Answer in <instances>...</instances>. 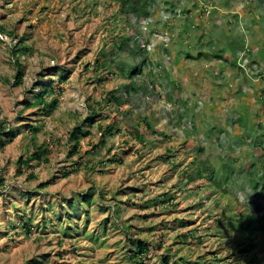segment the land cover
<instances>
[{
	"label": "rangeland",
	"instance_id": "1",
	"mask_svg": "<svg viewBox=\"0 0 264 264\" xmlns=\"http://www.w3.org/2000/svg\"><path fill=\"white\" fill-rule=\"evenodd\" d=\"M118 1L0 0V124L16 133L0 131V264H135L138 239L152 247V264L167 253L171 264H264V235L241 232L239 218L240 202H258L253 145L240 137L256 130L264 101V60L251 63L264 54V0L149 1L152 27L119 13ZM141 64L142 74L120 71ZM57 88L61 101L47 115L35 97L47 89L50 101ZM239 109L250 122L235 135ZM146 121L170 137L150 132L143 145L132 130ZM35 148H48L49 160L31 159ZM206 158L213 166L200 177ZM188 230L193 238L178 237Z\"/></svg>",
	"mask_w": 264,
	"mask_h": 264
},
{
	"label": "trees",
	"instance_id": "2",
	"mask_svg": "<svg viewBox=\"0 0 264 264\" xmlns=\"http://www.w3.org/2000/svg\"><path fill=\"white\" fill-rule=\"evenodd\" d=\"M149 1L154 2V0H119L118 1L119 5H120L119 13L127 14V15L132 13V14H135L136 18H139L142 21H146V20L148 21V17L150 16V13H151ZM118 39H119V41H118ZM118 39H117L118 42L116 41L117 43H115V47H116V49L121 50L122 48H124L125 39L122 40L120 37H118ZM136 42H138L137 39H136ZM16 46H17V48L14 50L15 55L20 54V52L26 51L28 48L27 44L24 42L17 44ZM254 49H257V46H255L251 50V54L253 53ZM134 52H135V50H134ZM252 57L253 58L251 60V63H254L257 66L259 64H261V62H263V60H264V54L263 53L253 54ZM17 63L19 66H18V72L15 76V83L16 84H22L24 82V76H23V73L21 71L23 66H22V64H20V62L18 60H17ZM144 65L145 64H141L138 66L134 65V66L130 67L128 70H126L124 67L121 66L120 71H121V73L126 74L129 77H132V76L137 75L139 73L142 74ZM52 81L54 84L55 80H52ZM57 81L59 83H61L64 81V78H58ZM153 84H154V86H153L154 88L152 87L153 89L152 88L151 89L155 90L156 85H155V83H153ZM143 88H144L145 92L149 91L148 87L146 85ZM54 89L56 91V86H54ZM57 89H58L57 92L59 93L58 97H55L50 101L46 100V97L48 94L47 89H43V90L41 89L40 93L37 94V96L35 97V100H38L39 102H41V105H42L41 111L43 113H47V115L51 114L53 112V110L58 106V104L61 101L60 95H61L62 89L61 88H57ZM174 89L178 90V87L175 86ZM132 90L137 91L138 86H136V84H135L133 86ZM125 91H126V95H129L131 93V89L127 86L125 87ZM109 95H110V99L112 101L117 98V96L115 94L110 93ZM31 105H32L31 102L27 103L28 107H30ZM258 107H259L258 108L259 110L256 109V115L254 116V118L259 119V123L255 124V125L252 123L256 130L253 131L251 129L250 131H253V134H247L246 133L245 135L242 134V136L240 137L241 139L245 140V142L250 141V143L253 145V149H254V151H253V154H254L253 155L254 156L253 162L250 163V161H248L247 162V168H250V167L254 168L253 177L250 179V181L254 182V184L252 185V187L254 189L253 195H252V197H253L252 200L258 201V202L256 201L257 204H255L254 206H248V204L246 202H240L239 203L240 204L239 209H240L241 214L244 212L243 215H241L243 218L239 217L242 220V221H240V225H241V227H245V228H241L240 230H241V232H243V231L248 232L247 235L253 234L254 230H261L260 232L264 235V125L262 124L263 117H264L263 116L264 115V101L263 100L258 102ZM240 110L241 109H239L237 112L238 118L234 120L233 127L231 129V130H233V132L236 133L235 135H237V129L238 128H240L241 126L247 127V125L249 124L248 122H250V117L249 116H245V117L241 116L240 113L242 110L241 111ZM257 112H259V113H257ZM243 113H244V111H243ZM116 119L119 120V118H116ZM20 125H21L23 131H27L31 134L33 133L34 126L32 124H27V123L23 124L22 123ZM6 126H7L6 121L2 122V124H0V131L2 133H7V135L10 138L12 136H15L16 133L10 132L9 130H7ZM190 128L193 129V124ZM78 130H79L78 132L80 134L83 133L81 128H79ZM188 131H190V130L188 129ZM221 131L224 132V130H221ZM113 132H114V125H111L105 130V133H104V136L102 139L103 143H104L105 137L112 134ZM150 132L153 135H156L158 133H162L164 138L170 137L168 134H165L162 130H159V132L157 131V128H155L153 130L151 123H149L147 121L144 123H142V122L138 123L137 122L135 124V126L133 127L132 136H134L138 141L142 142L144 145L145 143H147V135L150 134ZM227 134H229V130L227 131ZM72 135L75 136V134H72ZM216 139L219 140L220 138L218 137ZM2 148H3V143L0 142V150ZM94 148H97V145H94L93 149ZM78 149H80L79 143H77L75 145V148L73 151L76 152V151H78ZM48 154H49L48 148H35L34 151L32 152L33 156L31 159H36L37 161H40V160H47L48 161L49 160ZM113 160L114 161H118V160L122 161V158H116L115 157ZM200 161H202V160L198 159V162H200ZM232 162L233 163L236 162V156L233 157ZM194 163H195V161H193V164ZM23 165H24L23 158H20V160L18 161V167H17V170L19 172L22 171ZM204 165H209V168H211V166H213V162L207 158L202 161L201 167L198 166L199 168H196V169H198V170H196L197 173L201 174L200 177H204V176L207 177L208 171L206 170ZM203 167H204L203 170L205 172L202 171V169H201ZM228 167H224V169L225 170L227 169L226 172L229 173ZM78 168H80V167H72L71 169L66 170L64 173H65V175H68L70 173H74V172L78 171ZM232 173L233 174L236 173V170H232ZM256 174H259L258 175L259 180L255 179ZM180 176L181 177L185 176L186 179H189L188 181H191V178L189 176V172H187L185 170L182 171V174ZM1 183H2V180L0 178V184ZM197 188H199V185L197 186ZM171 198H173L172 195H171ZM143 207L149 208V204H146ZM251 210H253V211L255 210V212L251 213ZM256 211H259V212H256ZM232 215H234V214H232ZM147 216H149V215L147 214ZM235 216H236V214L234 215V217ZM234 223H235V225H238L237 222H234ZM123 225L125 227H129L130 224H124L123 223ZM216 226H217L218 232H220L222 235H226L228 233V231L230 230V227L223 222H220ZM24 229H25V231L30 233L31 229H32L31 224H27ZM223 229H224V231H223ZM163 236H164V234H161V237H163ZM193 236H194L193 230H188L187 232H185L183 234H179L178 237L180 239L183 238L185 240H188V239L193 238ZM248 237H251V236H248ZM136 242H137L138 246L135 247L136 250L132 254V258L135 261V264H152V263H149L150 256H148L149 252L151 251L150 248H152V247L149 246V243L145 239H138V240H136ZM235 242L237 243V240ZM262 242L264 243V239L261 241V243ZM246 244L248 245V247H252V246L254 247V245H255L253 240L246 242ZM263 246H264V244H263ZM162 247H163V238L160 239V242L157 245L158 250L162 249ZM242 250H244V249H242ZM257 256H258V251L255 254V256L253 257V260ZM162 259H163V264H171L170 254L167 253V254L163 255ZM226 264H228V263H226Z\"/></svg>",
	"mask_w": 264,
	"mask_h": 264
},
{
	"label": "clouds",
	"instance_id": "3",
	"mask_svg": "<svg viewBox=\"0 0 264 264\" xmlns=\"http://www.w3.org/2000/svg\"><path fill=\"white\" fill-rule=\"evenodd\" d=\"M168 19V18H167ZM170 19V18H169ZM152 22H153V20H151V13H150V16L148 17V21H147V23H148V25H150V27H152L151 25H152ZM134 32H136L135 30H132V37L133 38H135V37H137V38H135V41H136V39L138 40V42H139V35H136V36H134ZM156 32H158V31H156ZM153 32H151V34H152ZM159 33V32H158Z\"/></svg>",
	"mask_w": 264,
	"mask_h": 264
}]
</instances>
